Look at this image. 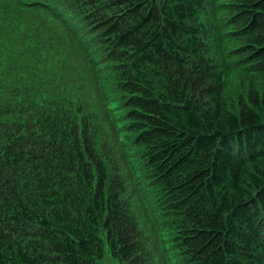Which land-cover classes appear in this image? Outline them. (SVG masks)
Segmentation results:
<instances>
[{
    "label": "trees",
    "instance_id": "obj_1",
    "mask_svg": "<svg viewBox=\"0 0 264 264\" xmlns=\"http://www.w3.org/2000/svg\"><path fill=\"white\" fill-rule=\"evenodd\" d=\"M112 262L264 264V0H0V264Z\"/></svg>",
    "mask_w": 264,
    "mask_h": 264
},
{
    "label": "rangeland",
    "instance_id": "obj_2",
    "mask_svg": "<svg viewBox=\"0 0 264 264\" xmlns=\"http://www.w3.org/2000/svg\"><path fill=\"white\" fill-rule=\"evenodd\" d=\"M156 218V217H155ZM157 220V219H156ZM167 241L168 240H165V241H163V245H164V248L166 249V247H165V243H167ZM169 247V246H168ZM171 253H173V252H171ZM108 259V258H107ZM111 264H115L114 262H112Z\"/></svg>",
    "mask_w": 264,
    "mask_h": 264
}]
</instances>
